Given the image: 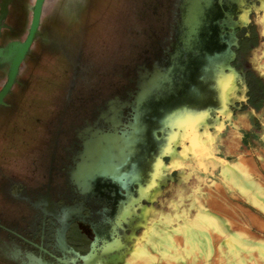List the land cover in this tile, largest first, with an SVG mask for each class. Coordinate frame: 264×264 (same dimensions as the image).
Segmentation results:
<instances>
[{
	"label": "flooded vegetation",
	"instance_id": "obj_1",
	"mask_svg": "<svg viewBox=\"0 0 264 264\" xmlns=\"http://www.w3.org/2000/svg\"><path fill=\"white\" fill-rule=\"evenodd\" d=\"M35 1L9 2L5 17L0 19V41L4 34L13 31V25L17 27V32L6 43H0V48H7L13 42L25 41ZM166 1V27L159 29L158 33H150L148 39L151 44L142 51L129 71L119 77V82L110 95L99 100L83 95L73 97L77 81L79 78L83 79L81 74L84 73L76 61L67 87L61 115L63 118L57 121L48 151H41L40 136L37 141L39 144L30 149L35 155L28 178H24L25 181L22 178H5L9 186L5 193L8 205L0 208V264H106L118 261L129 249L127 241H131L134 235L127 237V234L135 227L142 207L157 189L162 190L169 181L165 170L168 157L163 156L160 158L162 168L158 169L161 178L153 185L150 166L144 172L145 175L141 174V191L136 184L138 174L141 173L139 165L141 168L145 165L146 152L156 143L153 139L154 131L157 137L163 138L162 143L156 144H165L166 149H170L169 124L164 122L163 117L161 119V114L157 111L161 106L170 105L168 96L171 79L173 82V79L179 78L175 84L182 87V90L191 89L194 85L200 87L201 83H205L210 87V93L214 94L213 85L218 77L220 81L225 79L227 82L232 76L227 69L224 71L225 76L218 75L213 69L215 61L211 54L209 57L203 56V61L209 64V72L204 78L199 74V66L190 68L194 71L183 75L180 71V74L170 72L176 57L180 60L178 53L181 52L176 51V47L177 42L183 38V34L179 33L183 0ZM230 1L240 2L212 0V3L230 9ZM50 2L46 1L38 35L19 65L15 81L0 102V125H8L2 150L4 147L17 146L22 141L19 140L21 138H16L15 133L20 130H15L14 125H11L10 117L14 108L22 102L16 94L23 87L21 73L30 67L27 61L33 57V48L36 44L46 47L51 43L50 31L42 29L43 20L48 26L55 24L59 16L71 23L78 22L86 6L84 0H69L67 10L52 8L50 15L45 17V10ZM243 2L248 8L249 0ZM1 3L2 0L0 5ZM251 15L252 12L249 19ZM233 20L237 18L234 17ZM254 35L249 24L236 34L238 48L230 47L235 54L230 65L240 72L247 87L246 100H242L244 104L241 102V107L248 105L250 83L248 73L239 70L236 62L254 40ZM20 36L23 37L19 38ZM182 60L186 61V57L183 56ZM9 68V62L0 63V92L7 83ZM125 69L128 70V66ZM42 106V103L35 104V119L32 116L35 122L40 121L38 116L43 113ZM234 109L236 107L230 106L232 114ZM23 112L20 119L22 124L23 119L29 118ZM217 116L212 112L211 118L207 119L208 123H213ZM50 117L54 118L55 115L50 114ZM65 118L69 120L67 125H64L67 121ZM27 133L23 132V136L32 134ZM210 143L211 139L198 143L202 150L201 156L205 154L204 145L209 146ZM175 152L176 148L172 150L171 156ZM43 153L46 156L43 157ZM143 212V220L146 221L148 210L144 209ZM95 232L98 235L96 242ZM94 242L95 249L91 252Z\"/></svg>",
	"mask_w": 264,
	"mask_h": 264
},
{
	"label": "rangeland",
	"instance_id": "obj_2",
	"mask_svg": "<svg viewBox=\"0 0 264 264\" xmlns=\"http://www.w3.org/2000/svg\"><path fill=\"white\" fill-rule=\"evenodd\" d=\"M84 1L86 6L78 22L71 23L59 16L55 24L48 26L43 20L42 29L50 31L51 43L46 47L36 44L33 57L27 61L30 67L21 73L24 84L16 96L22 99V105L16 106L10 117L11 125L20 130L15 134L16 138H21V144L4 147L8 125H0V208L8 205L5 193L9 186L5 178H28L35 155L30 149L39 144L40 136L41 151L46 152L51 145L57 121L63 118L67 87L76 63L84 73L81 74L83 79L77 81L73 97L83 95L96 100L107 97L114 91L119 77L125 75L142 51L149 47L150 33H158L159 29L166 27V0ZM248 8L252 12L250 26L255 34L254 40L236 62L238 69L249 75L252 90L248 105L241 107L246 95L239 88L233 97L236 107L233 116L230 113L228 117H217L177 146L175 154L168 157L165 168L169 181L144 204L135 227L127 234V237L134 235L131 241H127L129 249L118 261L106 264H216L218 248H227V239L231 242L239 240V232L250 231L252 236L264 239V224L258 220L264 221V212L250 207L252 202H248L249 198L243 197L238 188L232 199L228 186L241 175L234 169L226 171L242 155L248 157L256 173L257 169L261 171L260 163L264 160V143L259 137L264 134V0H249ZM51 9L49 6L45 10V17L50 15ZM12 27L13 31L4 34L1 44L15 36L17 27ZM127 66L128 70L125 69ZM255 78L262 83V92L255 90ZM36 103L43 105V113L37 122L33 115ZM22 112L31 119H23L24 124L20 120ZM50 114L55 117L51 118ZM65 119L64 125H67L69 120ZM248 129L254 134L240 142L241 135ZM25 131L27 135L32 134L24 137ZM174 139L175 135L169 137L170 142ZM210 139V145H204L205 154L201 156L198 145ZM165 149V144H153L144 156L145 165L142 168L139 165L143 175L151 166L154 183L160 179V174L156 175L158 157ZM239 165H242L241 161ZM41 172L43 174L44 165ZM144 209L148 210L146 221L143 220ZM204 212L218 218L224 234L216 236L210 224L199 219ZM199 228L210 232L208 241L198 240L195 231ZM206 241L210 244H204ZM263 245V241L249 239L245 248L222 251L232 253L234 257L244 256V264H264ZM227 264L238 263L231 261Z\"/></svg>",
	"mask_w": 264,
	"mask_h": 264
},
{
	"label": "water",
	"instance_id": "obj_3",
	"mask_svg": "<svg viewBox=\"0 0 264 264\" xmlns=\"http://www.w3.org/2000/svg\"><path fill=\"white\" fill-rule=\"evenodd\" d=\"M10 1L2 0L0 5L1 20L5 17ZM44 2L45 0H36L32 7V20L25 41L13 42L7 48H0V63L9 62L10 64L7 83L0 92V102L15 81L19 65L25 58L35 37L38 35V27ZM182 2V21L179 25V33L183 34V38L177 42L178 46L176 47V51L181 52L178 53L180 60L178 61L176 57V62L171 66L170 72L179 74L181 72L183 75L188 71L192 73L194 70L190 68L199 66V70H201L199 74L204 78V75H207L209 72L207 67L209 64H207V61H203V56L209 57L211 54V58L215 61L213 69L217 71L218 75L221 74L223 76H225L224 71L227 69L232 75L230 77L232 78V83L230 82L227 85L225 79L220 81L218 77L217 82L213 85V94L212 92L210 93V87H207L205 83H201V86L199 85L200 87L194 85L191 86V89L186 88L182 90V87L175 84L179 78H176V80L173 79V82L171 79L170 93L168 96L170 105L161 106L157 111V113L161 114V119L163 117L164 122L169 124V136L176 135L173 132L174 130H185L188 124L196 120L199 115H204L207 119H210L211 113L214 112L220 116L223 110L221 107L225 105V107L234 106L233 94L235 96L239 88L247 92V87L242 80L240 72L230 65L235 57L230 47L234 46L238 48L236 34L242 29L247 28L250 24V9L245 7L246 5L243 0H240V2L230 1L228 3L230 9L226 6L212 3V0H183ZM234 17L237 20H233ZM200 55H202L203 59L202 57L200 58ZM183 56L186 57V61L182 60ZM225 58L227 59L225 60ZM203 78H201V81L205 82ZM233 78L235 79L234 82ZM236 85H238V89H236ZM227 90L229 91L226 92ZM229 92L232 94L230 95L231 100L226 97ZM178 99H180V102ZM159 131L163 133V131ZM153 139L156 143L163 142V138L157 137L155 131L153 132ZM163 156L170 157L169 155L160 153L158 157L160 165L162 164L160 158ZM141 178V173H139L136 183L139 191H141L143 186ZM97 238L98 235L96 233L95 242ZM95 242L91 246V252L95 249Z\"/></svg>",
	"mask_w": 264,
	"mask_h": 264
},
{
	"label": "crops",
	"instance_id": "obj_4",
	"mask_svg": "<svg viewBox=\"0 0 264 264\" xmlns=\"http://www.w3.org/2000/svg\"><path fill=\"white\" fill-rule=\"evenodd\" d=\"M49 6L51 8H57V9H60L61 11H65L69 8V0H52L50 2ZM259 78H261V77H259ZM231 116H233L232 113H231ZM247 122H249V120ZM250 134L252 135L254 133H253V131L248 129L247 132H244L241 135L240 142H243L245 140L246 136H249ZM259 137L261 138L262 142L264 143V134L260 135ZM240 161L242 162V165H239ZM260 164L262 166L261 171L259 169H257V173H256L253 166L250 164L248 157L242 155L238 158V160L236 162H234L232 164V166L228 165L229 167L226 168V171L227 172L230 170L233 171V169H234V170H237L241 175V177H239V179H237L238 181L235 180L234 183L231 184V186L230 185L228 186V187H230L231 192H232V197H233L232 199H234V192H235L236 188H238V190L242 193V196L244 195L245 197L249 198L248 202H252L251 206L248 204L250 207L256 208L257 210H259V212H264V160H263V163H260ZM250 175H251V177H250ZM254 176H256V177H254ZM250 186H251V188H249ZM234 187H235V189H234ZM232 208H233V206H232ZM253 216H255V215H253ZM199 219L204 220V223H209L211 229L216 231L215 232L216 236H218V234H220V235L224 234L221 227H220L218 218H216L215 216H212L211 214L204 212V213H201L199 215ZM258 220L261 221L262 224H264L263 220H260V218H258ZM245 231H247V230H245ZM195 234H196V237H199L198 240H207L208 241V234H210V232L207 233L205 231V229L199 228V230L195 231ZM251 234L252 233L250 231H247V232L242 231V232L238 233L239 240H234V241L232 240V242H231L230 240L227 239L226 241L228 243V247L227 248H225V247L218 248V251H217L218 254L216 257V264H227L228 262H231V261L236 262L238 264H244V256H241V257L235 256L234 257L232 253H229V252L226 253V252H223L222 250L225 249L226 251H231L237 247L245 248V242L248 241L249 239H251V240L252 239H258V240L264 242V239L262 237H255V236H252ZM207 241L204 242V244H206V245L210 244ZM201 248H202V246H201Z\"/></svg>",
	"mask_w": 264,
	"mask_h": 264
},
{
	"label": "bare ground",
	"instance_id": "obj_5",
	"mask_svg": "<svg viewBox=\"0 0 264 264\" xmlns=\"http://www.w3.org/2000/svg\"><path fill=\"white\" fill-rule=\"evenodd\" d=\"M46 1L47 0H45V2L43 3V6H42V12H43V8H44V5H45V3H46ZM234 78H233V82H234ZM230 82L232 83V78H229L228 79V81H227V85H229L230 84ZM238 84V83H237ZM237 86V88L236 89H238L239 87H238V85H236ZM229 90H227L226 92H228ZM230 95H232V94H230V92L229 93H227V95H226V97H228V99L229 100H231V96ZM233 97H234V94H233ZM222 103V102H221ZM226 106V105H225ZM225 106H223V107H221V108H223V110L221 111V115L220 116H225V117H228L229 116V114L231 113L230 112V107H225ZM227 108V109H226ZM219 117V116H218ZM209 123H208V121H207V118L204 116V115H199L197 118H196V120H194V121H192L191 123H189L188 124V126L185 128V130H183V131H175V133H176V135H175V139H174V141H172V142H169V147H170V149L169 150H167V149H165L164 151H162L161 153H163V154H166V155H169V156H171V154H172V150H174L175 148H177V146L181 143V142H183L185 139H187V138H191V137H193V135H195L198 131H199V129H201L203 126H205V125H208ZM159 160V159H158ZM158 163H159V161H158ZM159 168H162V166L160 165V163H159V165H158V169ZM156 175H159V174H156ZM161 176L162 175H160L159 177L161 178ZM154 181H155V179L153 178V183H154ZM154 185V184H153ZM107 250H111V249H106V251Z\"/></svg>",
	"mask_w": 264,
	"mask_h": 264
},
{
	"label": "trees",
	"instance_id": "obj_6",
	"mask_svg": "<svg viewBox=\"0 0 264 264\" xmlns=\"http://www.w3.org/2000/svg\"><path fill=\"white\" fill-rule=\"evenodd\" d=\"M254 82H255V90H256V91H259V92H262L263 85H262V83L260 82V80L257 79V78H255V79H254ZM251 90H252V89L250 88L249 92H251Z\"/></svg>",
	"mask_w": 264,
	"mask_h": 264
}]
</instances>
